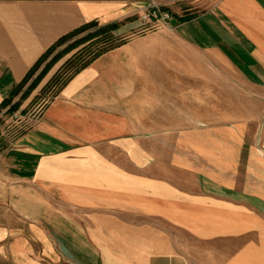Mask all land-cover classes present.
Here are the masks:
<instances>
[{
	"label": "crops",
	"instance_id": "crops-1",
	"mask_svg": "<svg viewBox=\"0 0 264 264\" xmlns=\"http://www.w3.org/2000/svg\"><path fill=\"white\" fill-rule=\"evenodd\" d=\"M150 1L0 0V104L82 25L123 40L0 150V264H264V150L229 112L264 98V0L138 34Z\"/></svg>",
	"mask_w": 264,
	"mask_h": 264
},
{
	"label": "trees",
	"instance_id": "trees-1",
	"mask_svg": "<svg viewBox=\"0 0 264 264\" xmlns=\"http://www.w3.org/2000/svg\"><path fill=\"white\" fill-rule=\"evenodd\" d=\"M115 30L116 25L114 24L99 26L95 22H90L59 38L39 57L25 74L23 79L12 88L9 95L0 104V113L3 111V114L11 116L17 112L21 103L29 97L33 90H35L52 66L64 55L82 46L64 61L61 66H59L49 80L38 91L42 92L44 89L53 85L55 89L50 96L51 99L75 73L85 67L90 61L101 53L123 43V40L115 35ZM91 45H94L95 49L88 52L87 58L76 64L71 72H67L65 76L59 77L63 69H65L66 66L84 50V48L87 49ZM60 47L62 48L58 50ZM24 111L25 109H22L19 112L20 115H22ZM0 145H2L1 137ZM0 149H2V147H0Z\"/></svg>",
	"mask_w": 264,
	"mask_h": 264
},
{
	"label": "rangeland",
	"instance_id": "rangeland-1",
	"mask_svg": "<svg viewBox=\"0 0 264 264\" xmlns=\"http://www.w3.org/2000/svg\"><path fill=\"white\" fill-rule=\"evenodd\" d=\"M211 2L212 0H178L174 2V5L172 6H175L181 11L186 9H191V11H202L206 9ZM61 48L62 47L58 48V50H60ZM79 48L69 52L68 54L60 58L55 67H57L59 64L61 66L63 62L66 61ZM94 49V45L89 46L87 49L84 48V50L79 53L66 66L65 69H63L59 77H63L67 72H71L73 67L79 62L84 61L88 56V52L93 51ZM37 89L38 87H36L35 90L31 92L29 97L21 103L18 111L11 116L3 114V111L0 113V133H3L2 136H0L2 139V145H0V147L4 148L7 140H9L12 135H15L18 132L22 131V129L26 126L25 121L32 118L33 116H36L41 108L46 103H48L55 87L52 85L44 89L42 92H37V94L34 95ZM22 109H25V111L22 115H20L19 112ZM229 112H232L234 118H238L240 122H248L246 128L248 129L249 133L255 135L256 148L264 150V98H254V100H252L250 97L240 94L238 109Z\"/></svg>",
	"mask_w": 264,
	"mask_h": 264
},
{
	"label": "built area",
	"instance_id": "built-area-1",
	"mask_svg": "<svg viewBox=\"0 0 264 264\" xmlns=\"http://www.w3.org/2000/svg\"><path fill=\"white\" fill-rule=\"evenodd\" d=\"M178 0L160 1L151 0L148 8L139 15V21L143 25L138 34L155 31L161 27L166 26L170 19L168 11L170 5Z\"/></svg>",
	"mask_w": 264,
	"mask_h": 264
}]
</instances>
